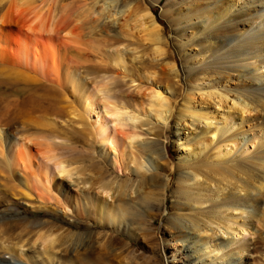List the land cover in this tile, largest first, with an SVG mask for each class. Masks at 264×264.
I'll list each match as a JSON object with an SVG mask.
<instances>
[{"label":"rangeland","instance_id":"374dc122","mask_svg":"<svg viewBox=\"0 0 264 264\" xmlns=\"http://www.w3.org/2000/svg\"><path fill=\"white\" fill-rule=\"evenodd\" d=\"M110 1L112 2L109 6H106L103 4V0H34L32 3L30 1L31 4L28 2V6L19 7L21 9L19 11L28 13L29 16H32L33 12H27V10L32 7L33 11L41 9V13L43 10L42 14H44L45 10L48 11V6L52 8L54 6L57 9V15H60L59 12L63 9L62 7L59 8L61 5L67 6L69 12H71L70 9L75 12L81 9L84 11L88 7L94 8L92 12L82 11L85 18L80 25H83L82 28L85 33L77 43L71 44V42L67 43L66 41L68 44L66 48L60 46V42L64 41L62 37L57 38L58 41L53 39L55 32L51 34L52 39H50L46 32H33L16 20L7 22L5 26H2L6 29V35L9 38L6 44L9 51L15 48L16 41L20 42L24 39L30 40L31 38L42 45L49 44L44 46L48 54L49 48L52 47L50 56L54 53L53 59L55 58L57 63L69 62L79 87L75 81L71 80L72 82H70L67 78L63 79L65 82L62 81L58 84L56 81L45 78L25 83L0 76L1 131L4 132L5 130L10 135H21L22 131H27V133L39 132L41 129L43 132H53L48 137L54 138V142L58 144V152L65 156L67 164L76 167V169L73 168L76 171L75 174L71 173V179L55 176L51 180L50 200H46V204L41 207L37 206L38 202L35 199H33L34 201L27 200L23 195H20L22 189L25 188L19 180L20 177L10 173L3 165L0 157V240L5 237L14 240L21 238L25 239V242L29 240L24 244V249L26 252L35 255L34 252L38 251L40 247L37 245L39 243L29 245L33 241L32 239L37 236V232L40 231L52 233L58 238L61 245L56 247V249L58 248L56 250L57 255L61 256L62 261L67 263L165 264L166 258L155 245L157 228L162 224L165 216L174 212L175 208L170 207L173 202H189L188 196L180 191V186L190 187V185L181 183L178 174L170 175L167 178L169 183L164 197L162 195L159 197L161 191L153 185L151 188L148 187L147 182L152 176H158V180H160L168 175L169 170L178 169L180 174L184 169L188 170L199 163H218L229 166L237 164L236 171H239L236 174L242 176L240 171L242 167L240 166L243 165V162L251 159L253 154L259 153V150L254 149V147L250 148L251 155L231 152L229 155H221L219 160L214 157V153L217 147L229 136V133H236L240 137L244 136L245 139L250 137L251 133L260 134L264 130V110L259 106L256 110H248L243 113L240 110V105L234 104L233 106L232 95L236 82L240 79H236L233 76L235 73L230 69L226 70L222 77H218L215 88L208 87L213 81L208 78L202 82L199 80L202 75L197 77L194 72L186 77L181 73L182 78H173L170 73L164 70L165 66L163 67L161 62L164 58L152 59L151 43L148 40H142V32L139 30L135 19L132 18L133 16L131 18L127 16L124 21V11H121L124 9L122 4L124 0ZM140 1L131 0V4H140ZM178 6L179 4L172 0H160L159 3L152 5L151 9L161 25L163 38L168 40L167 48H173L176 52L178 68L181 70L187 68L188 65L198 67L194 63L193 55H191L197 50V43L178 46L183 41L177 36L179 32L174 31L173 22H168L176 15ZM25 9L27 10L25 11ZM163 9L169 11L168 14L166 13V19L160 16ZM108 11L115 14L109 18L98 15L99 13L106 14ZM24 13H20L18 16ZM53 49L55 50L53 51ZM117 55L123 58L125 63L123 67L114 62L113 59ZM29 65L33 68L32 65L34 64L30 63ZM207 75L211 77V74L207 73ZM80 83L89 90H93L99 87V84L104 83L108 87L111 100H114L117 105L124 106L129 113H137L140 117L138 120L135 119L137 121L134 122L133 128L139 135L138 139L143 140L144 143L156 142L158 149L156 152L160 153L159 157L144 150L137 142H132V147L124 148L123 156L120 158L119 163L122 168L115 169L111 165V156L100 153L89 119L76 106L74 96L78 95L81 90ZM156 84L168 88L164 95H167L166 97L172 106V114L167 117L163 124L161 121H153L152 118L145 115L144 110L147 104L144 93L147 94L149 89ZM186 84L194 88L190 92L198 113L201 111L203 113L205 110L210 111V114L214 116L213 122L221 120L222 116L236 123L241 121L240 128L235 127L233 131L227 134L217 135L213 142H210L203 134L201 122L190 123L191 118L189 117L182 120L178 113ZM42 86H49L52 88L50 90L60 94L59 97L57 95L58 99L42 96L43 91L39 90ZM207 91L226 93L228 97L217 103L214 100L219 98L218 95L215 93L213 98H207L203 94ZM30 103L35 106L30 107ZM67 105L71 108L76 107V111L68 113ZM227 110H229L228 114ZM179 119L181 124L177 140L181 146L189 148L196 154L192 159L183 161L184 155L181 157L182 151L175 141V126ZM45 120H49L52 126L40 124ZM217 124L221 126L223 123ZM2 149H4L3 144ZM224 150H229V147H224ZM130 155L135 162L130 160ZM141 163L142 166H140ZM149 165L153 169L149 168ZM102 181L110 182L113 187L124 184L126 181L128 194L125 198V204L124 198H112V188L109 189L108 194H105V190L102 191L98 188L97 185ZM208 181L210 180L208 179ZM83 182L85 183L83 184ZM207 182L205 183L200 179V183L191 188L200 189L202 192L206 191L204 188H207V191L210 192L208 188H213L215 182L213 183L212 180L213 185ZM144 190H150L149 197L146 196ZM87 192L90 193V196L99 198L98 200L107 197V202L112 206L118 204L122 208H128L130 212L131 210L138 211L141 214H139L138 220L143 229L137 228L136 222L132 223L131 229L118 228L104 214L97 211V206L90 207L89 203L84 206L83 196ZM190 194L194 196L195 200L200 199V196H195V193L191 192ZM262 196L261 200H264V193ZM159 198L160 201H158ZM245 205L236 210H231L227 206L213 209L214 207H211L210 202L207 201L195 211L201 216L213 219L214 222L211 226L214 228L221 226L227 227L228 232H238L237 234L243 232L244 237L242 239L227 245L221 252L231 255L245 247L240 257L241 264H264V204L254 218L250 216L251 208L249 205ZM127 216L129 217V215ZM237 228L243 230L236 231ZM78 234H81L87 245L76 242L75 237ZM230 236L231 233H221L219 229L215 240L216 242H224ZM130 251H133L134 254H131ZM1 252L0 250V255ZM221 252L217 253L221 255ZM210 263L213 264L212 261ZM222 264H226V262L222 261Z\"/></svg>","mask_w":264,"mask_h":264},{"label":"bare ground","instance_id":"6f19581e","mask_svg":"<svg viewBox=\"0 0 264 264\" xmlns=\"http://www.w3.org/2000/svg\"><path fill=\"white\" fill-rule=\"evenodd\" d=\"M30 1L32 3L34 0H0V76L25 83L35 82L40 78L50 79L58 82V84L67 78L70 82L73 80L77 83V78H74L69 62L57 63L55 58L53 59L54 53L51 55L52 57L50 56L52 47L49 48L48 54L44 46L46 47L49 44L42 45L31 38L23 41L19 39L20 42L15 40V48L12 51L8 50L6 44L9 38L6 35V29L2 28V26L14 20L33 32H46L50 39H52L51 34L55 32L56 34L53 35L54 40L58 41L59 39L57 40V38L60 37L64 40L60 42L62 48L68 47L67 43L69 42L71 44L77 43L79 38L85 33L82 28L83 25H80L83 22V18H85L82 9L79 11L76 8L78 11L75 12L70 9L71 13L67 10L69 9L67 6L61 5L59 8L62 7L63 11L60 10V15H57V9L54 6L53 8L48 6V11L45 10L44 14H42L43 10L42 13L41 9L33 11L32 7L28 10L25 9L27 12H33V15L29 16L28 13L19 11L21 10L19 7L28 6ZM172 1L179 4V6L174 18L168 20V22H173L175 25L174 31L179 32L177 36L183 41L178 46L193 42L197 43V50L192 52L191 55H193L194 63L198 67L188 65L187 68L182 67L183 69L181 70L178 68L176 52H174L173 48H167L168 40L165 37V39L163 38L161 25L151 9V6L159 3L160 0H141L140 4L137 3L136 5H132L131 0L122 1L124 9L121 11H124V21L127 16L130 18L133 16L132 18L135 19L139 30L142 32V40H148L151 43L152 59L164 58L161 61L163 67L165 66L164 70L170 73L173 78H182L180 76L181 73L186 77L192 72L197 77L202 75L199 79L202 82L209 78L213 81L208 86L211 88L217 87L218 77H222L225 71L230 69L235 73L233 76L236 79H240L236 82L232 95L233 106L234 104L240 105V110L243 113L248 110H256L259 106L264 110V0ZM110 2L112 1L103 0V4H106V6H109ZM85 10L92 12L94 8L88 7ZM167 10L163 9L160 16L166 19V13L169 12ZM45 12L47 13L45 14ZM20 13L25 15L21 14V16H18ZM112 14L114 15L115 13H109L108 11L106 14L99 13L98 15H104L109 18ZM239 25L241 27H238ZM36 34L39 35L38 33ZM176 51L178 50L176 49ZM113 60L116 64L122 65V67L125 65L120 55L114 57ZM30 63L34 64L32 65L33 68L29 67ZM207 73L211 74V77ZM146 78L149 77L146 76ZM77 84L79 87V83ZM80 85V92L74 96V100L77 103L76 106L89 119L100 153L111 156V165L115 169L122 168L119 163L120 158L123 156L124 148L132 147V142H137L144 150L159 157L160 153L156 152L158 150L156 142L144 143L142 142L143 140L138 139L139 135L133 128V125L140 117L137 113H129L124 106L117 105L114 100H111L108 87L104 83L99 84V87L93 90L84 88L82 83ZM50 89L52 88H49V86H42L39 90L43 91L41 95L46 96L45 98L58 99V94ZM191 89H194L191 85H184L182 102L178 113L182 120L185 117H189L191 118L190 123L201 122L203 124L201 128L203 134L210 142H213L217 135L222 136L233 131L235 127L240 128L241 121L236 123L222 116L221 120L213 122L214 116L210 114V111L205 110L203 113L202 111L198 113L195 108L196 105L193 104ZM167 90V87H161L156 84L149 89L147 94L144 93L147 103L144 109L145 115H148L153 121H161L162 124L172 114L171 103L166 97L167 95H164ZM215 93L207 91L203 94L207 98H213ZM216 94L219 98L214 101H217V103L228 97L226 93L218 92ZM30 102L33 103V101ZM32 103H30V107L33 108L35 105L33 106ZM66 108L69 110L68 113L76 111V107L71 108V106L68 107L67 105ZM27 111L31 112L30 110ZM226 112L228 114L229 110ZM107 115L110 117L107 118ZM135 119L137 120L135 121ZM230 119L233 118L230 117ZM220 122L223 123L221 126L217 124ZM40 124L52 126L49 120H45ZM180 124L179 119L176 121L175 126V141L182 151L181 157L184 155L182 157L183 161L192 159L196 154L194 151H190L189 148L181 146V143L177 140L179 138ZM1 130L2 127H0V157L4 163L3 165L10 173L20 177L19 180L25 188L20 192L22 194H19L23 195L27 200L35 199L38 202L37 206L43 207L46 204V200L51 196V180L55 176L71 179V173L76 171L73 168L76 169V167L69 166V163L67 164L65 156L58 152V144L54 142V138L48 137L53 132H43L42 129L39 132L32 133L22 131L21 136L10 135L5 130L4 132ZM243 137L236 133H229V136L217 147L214 153V157L219 160L221 155H229L231 152H239L240 155H251L252 147L259 150V153L253 154L251 159L243 162V165L240 166L242 167L240 168L242 176H237L236 174L239 171H236L237 164L229 166L218 163H199L188 170L184 169L180 174L178 169L169 170L167 172L168 175L160 180H158V176H152L147 182L148 187L150 186L151 188V185H153L161 191L159 197L161 195L164 197L169 183L167 178L170 175L178 174L181 183L190 185V187L180 186V191L188 196L189 202H173L170 207L175 208L174 212L165 216L162 224L157 228L155 245L166 258L165 264H211L210 261L213 264H222V261H225L226 264H241L240 257L245 247L239 249L237 253L233 252L231 255L221 251L227 245L242 239L244 237L243 232L240 234H237L238 232H228L227 227L221 226L214 228L211 226L214 222L213 219L201 216L195 210L207 201L210 202L211 207H214L213 209L227 206L231 210H236L238 207L247 204L251 208L250 216L253 218L257 216L260 207L264 204V200H261L264 193V130L258 135L251 133L250 137L246 139ZM2 144L4 149H2ZM226 146L229 147V150H224ZM130 160L135 162L131 155ZM142 165L141 163L140 166ZM200 179L205 183L208 179L210 181L207 183H212V180L213 183L215 182L214 185L213 183L210 184L213 185V188L211 186H209L211 188H208L210 192L207 191V188H204L206 191L203 192L200 189L194 190V188H191L198 185ZM125 182L113 187L110 182L102 181L97 186L102 191L105 190V194H108L109 189L112 188V198H124L125 204V198L128 194V187ZM138 186L143 187L141 185ZM191 192L195 193V196H200V199L195 200L194 196L190 194ZM149 194L150 190L146 191L147 197H149ZM106 198L98 200L99 198L90 196V193L87 192L83 196L84 206L87 203H89L90 207L97 206V211L100 214H104L118 228L131 229L133 227L132 223L136 222L137 228L143 229L138 220L140 214L138 211L131 210L130 212L128 208H122L118 204L112 206V204L107 202ZM158 201H160V198ZM219 229L221 233H231V236L224 242H216L215 240ZM239 230L238 228L236 229V231ZM208 231L211 232L209 233ZM37 233V236L32 239L33 241L29 245L39 243L37 245L40 247L38 251L34 252L35 255L26 252L24 249V244L29 242V240L25 242V239L17 238L14 240L6 237L0 240V250L2 251L0 264H71L62 261V257L57 255L56 250L58 248L56 249V247L61 244L55 235L40 231ZM75 238L78 244L87 245V242L83 241L84 238L81 234H78ZM219 251L221 255L217 253ZM130 252L134 254L133 251Z\"/></svg>","mask_w":264,"mask_h":264}]
</instances>
